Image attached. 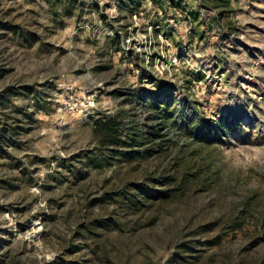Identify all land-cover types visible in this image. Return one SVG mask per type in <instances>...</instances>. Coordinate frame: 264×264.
<instances>
[{
    "label": "rangeland",
    "instance_id": "374dc122",
    "mask_svg": "<svg viewBox=\"0 0 264 264\" xmlns=\"http://www.w3.org/2000/svg\"><path fill=\"white\" fill-rule=\"evenodd\" d=\"M0 264H264V0H0Z\"/></svg>",
    "mask_w": 264,
    "mask_h": 264
},
{
    "label": "trees",
    "instance_id": "16d2710c",
    "mask_svg": "<svg viewBox=\"0 0 264 264\" xmlns=\"http://www.w3.org/2000/svg\"><path fill=\"white\" fill-rule=\"evenodd\" d=\"M107 129L110 131L109 133H111L114 130V127L109 126Z\"/></svg>",
    "mask_w": 264,
    "mask_h": 264
}]
</instances>
